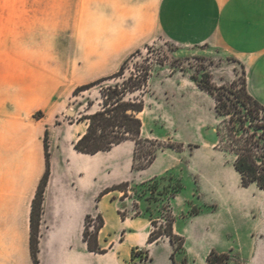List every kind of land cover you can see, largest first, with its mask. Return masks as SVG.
I'll use <instances>...</instances> for the list:
<instances>
[{
    "label": "crops",
    "instance_id": "1",
    "mask_svg": "<svg viewBox=\"0 0 264 264\" xmlns=\"http://www.w3.org/2000/svg\"><path fill=\"white\" fill-rule=\"evenodd\" d=\"M23 6L39 8L38 22L24 27L23 36L10 37L11 44L55 48L21 58L16 53L22 68L8 69L9 78L0 84V264H34L30 215L46 169V131L50 172L38 223V264H133L134 249L148 250L146 264H172L169 239L147 241L152 219L130 214L131 198L117 189L100 195L113 185L159 174L158 159L134 169L130 139L108 151L79 152L74 143L87 127L80 117L93 111L72 122L56 119L66 112L65 98L75 86L112 75L159 37L231 57L242 69L247 92L264 107V0H24ZM78 59L84 63H74ZM31 61H39L38 68ZM39 109L43 115L36 118ZM98 215L102 253L88 250L83 240L85 218ZM173 232L183 233L174 222Z\"/></svg>",
    "mask_w": 264,
    "mask_h": 264
},
{
    "label": "rangeland",
    "instance_id": "2",
    "mask_svg": "<svg viewBox=\"0 0 264 264\" xmlns=\"http://www.w3.org/2000/svg\"><path fill=\"white\" fill-rule=\"evenodd\" d=\"M37 1L32 0L35 4ZM23 5L24 0H0V84L9 78L8 69L22 68L23 61L15 60L16 53L21 58L24 52L55 48L11 44L10 37L23 36L24 27L38 22L39 8ZM56 47L64 52L72 48ZM75 49L80 53V46H73ZM127 59L120 77L73 95L75 86L65 98L66 112L56 122H72L84 111L100 108L101 87L127 82L131 76L143 75L147 70L146 87L127 96L144 101L143 111L137 114L142 122L139 136L142 143L137 150L135 145L134 165L146 164L151 153L153 161L158 159L161 172L143 182H127L126 196L132 199L129 213L153 218L152 229L156 232L164 229L166 218L173 217L177 230L183 232L179 235L184 245L175 251L172 264H207L206 256L211 250L227 254L226 264H264V189L255 183L241 185L240 175L233 166L237 153L229 148L232 146L227 117L216 113L214 98L196 83V80L206 81L203 76L209 74L216 86L234 83L238 89L244 81L240 66L213 47H181L163 37L141 47ZM30 63L32 69L38 68L39 61ZM74 63L82 64L84 60ZM68 85L69 82L64 88ZM42 115L41 109L33 114L36 118ZM245 128L247 133L237 135L238 144H244L246 136L253 132L255 137L251 141L257 139L261 143L260 129L254 130L248 123ZM260 149V146L255 148L256 154ZM154 180L156 189L150 193L148 184ZM172 184L180 188L169 197ZM89 221L88 235L93 240V227L98 221L96 217ZM185 245L189 248L187 254ZM159 248L162 254L163 248ZM134 252L133 264H146L150 260L147 249H134Z\"/></svg>",
    "mask_w": 264,
    "mask_h": 264
},
{
    "label": "trees",
    "instance_id": "3",
    "mask_svg": "<svg viewBox=\"0 0 264 264\" xmlns=\"http://www.w3.org/2000/svg\"><path fill=\"white\" fill-rule=\"evenodd\" d=\"M126 59L118 71L110 76L99 78L95 81L82 84L77 86L72 94L77 95L78 93L88 90L91 87L98 85L104 81L120 77L123 74V65L126 63ZM149 73L146 70L143 75L131 76L135 78H129L127 82L115 83L113 85H106L100 89L101 104L100 108L94 110L89 114L82 115L80 119L86 120L87 127L86 131L80 136V138L74 143V148L82 153L95 154L100 151H108L114 145H117L125 140H133L137 146L142 143L139 140L142 122L137 116L144 108V101L142 98L132 99L127 96L137 90H142L147 85ZM203 78L206 81L201 82L196 80L197 86L207 92L215 100V110L220 116L227 117L228 125V137L234 150L236 158L233 162L235 171L240 175L241 185L243 187L248 186L250 183L264 189V107L256 101L246 90L245 78L240 88H236L234 83L231 86H216L210 81V75L205 74ZM133 80L135 82H133ZM130 82V83H129ZM261 114V118L260 117ZM260 120L259 124L253 122ZM246 123L249 126L254 127V130L260 129L262 136L259 135L257 139L251 141L253 135L246 136L244 144H238L239 139L237 137L239 132H248L245 128ZM256 128V129H255ZM148 143L154 145V142L147 140ZM44 152L46 160V169L39 181L35 196L32 200V210L30 215V254L34 264H38V223L40 214L42 211V199L45 185L48 180L50 172L49 163V150H48V137L47 131L44 136ZM260 146V153L256 154L255 148ZM135 150V151H136ZM154 154H149L146 164L139 167L133 168L143 169L152 163ZM136 160V152L134 153V161ZM127 182H122L117 185H113L110 188H105L100 195L107 193L111 190L117 189L122 190L123 195L126 196ZM150 193H154L156 189L155 180L148 184ZM170 192L169 197H173L179 190L180 186L172 184L169 186ZM168 197V198H169ZM148 199V198H146ZM195 213V212H194ZM124 214L122 213V217ZM91 218L87 216L84 222L83 240L86 242L87 249L94 252H105V249L99 247L97 243V234L99 229L103 225V220L100 215L96 216L98 221L97 225H94L93 240L88 235V223ZM152 219V225L154 226V220ZM173 217L166 218V224L164 229L155 231L151 230L147 241L149 243L158 241L159 238L165 236L169 239L172 245L171 260L174 261V253L177 249L182 248L184 240L182 236L173 232ZM179 241L177 244L176 241ZM135 255L134 250L131 251V257ZM227 254L216 253L211 250L206 256L207 264H226Z\"/></svg>",
    "mask_w": 264,
    "mask_h": 264
}]
</instances>
